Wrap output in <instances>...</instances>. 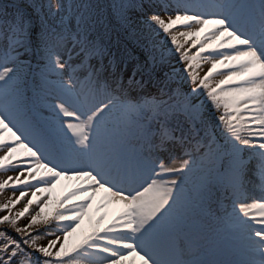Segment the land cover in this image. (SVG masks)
<instances>
[{"label": "snow or ice", "instance_id": "6c2138e0", "mask_svg": "<svg viewBox=\"0 0 264 264\" xmlns=\"http://www.w3.org/2000/svg\"><path fill=\"white\" fill-rule=\"evenodd\" d=\"M0 171V264H264V0H0Z\"/></svg>", "mask_w": 264, "mask_h": 264}, {"label": "rangeland", "instance_id": "374dc122", "mask_svg": "<svg viewBox=\"0 0 264 264\" xmlns=\"http://www.w3.org/2000/svg\"><path fill=\"white\" fill-rule=\"evenodd\" d=\"M193 51H195V49H193ZM203 67L206 69L209 66L208 65H204ZM9 175L15 176L16 173L9 172V173L5 174L2 171H0V181L6 180L7 179V176H9ZM22 179H23V177H22ZM7 195H8V197H6ZM11 195H12V193H11V190L10 189H6L3 192V194H0V205H2L3 203H5L7 201V199L11 197ZM30 198H31L30 195H29V197H26V199H30ZM22 203H23V201L21 202V204ZM34 207H35V205H34ZM19 208H20V205H17L16 206V209H13V212H15L16 210H18ZM5 214H7V213L6 212H0V217H2Z\"/></svg>", "mask_w": 264, "mask_h": 264}, {"label": "bare ground", "instance_id": "6f19581e", "mask_svg": "<svg viewBox=\"0 0 264 264\" xmlns=\"http://www.w3.org/2000/svg\"><path fill=\"white\" fill-rule=\"evenodd\" d=\"M6 197H8V195Z\"/></svg>", "mask_w": 264, "mask_h": 264}]
</instances>
